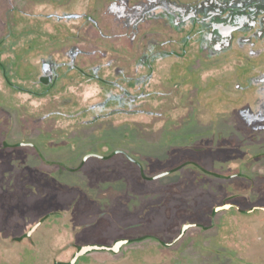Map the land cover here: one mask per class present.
<instances>
[{
  "label": "rangeland",
  "instance_id": "374dc122",
  "mask_svg": "<svg viewBox=\"0 0 264 264\" xmlns=\"http://www.w3.org/2000/svg\"><path fill=\"white\" fill-rule=\"evenodd\" d=\"M243 5L0 0V264L68 260L93 242L103 225L99 205L122 188L149 212L196 213L225 202L251 209L219 211L215 224L225 213L230 221L216 239L210 231L182 239L167 250L178 257L162 262L164 248H152L162 253L150 264H227L228 247L243 257L236 264H264V0ZM174 18L187 20L182 30ZM43 73L57 83L38 85ZM149 74L151 85L140 86L137 76ZM102 145L130 157L84 162ZM133 149L149 150V159ZM132 158L150 173L191 163L145 181Z\"/></svg>",
  "mask_w": 264,
  "mask_h": 264
},
{
  "label": "flooded vegetation",
  "instance_id": "af4514ba",
  "mask_svg": "<svg viewBox=\"0 0 264 264\" xmlns=\"http://www.w3.org/2000/svg\"><path fill=\"white\" fill-rule=\"evenodd\" d=\"M244 5L243 8L248 7L249 10L256 9L257 5L256 2L257 0H243ZM161 7L160 5H157V8ZM165 7L162 6V9ZM160 23L162 18L156 17ZM173 18V17H172ZM187 21L184 18H174L172 24H176L177 26L180 25V27L177 30H182L184 28L183 24L184 22ZM222 25H220L221 28ZM182 28V29H181ZM234 28V27H233ZM193 29L192 24L190 25L188 31L189 32ZM227 29V28H226ZM187 30V29H186ZM229 32V31H228ZM200 35V34H199ZM222 62V61H219ZM216 63V62H215ZM161 69L164 68V66H160ZM45 70V68H44ZM42 69V71H44ZM150 71L153 72L152 69ZM55 73V72H54ZM53 73V74H54ZM52 75L44 74L43 76L38 78V85H45L48 86L49 88L53 86L55 83H57V79ZM150 74L146 77L142 76H137L139 78L136 79L135 77L133 79L140 81V86L147 88L151 84L148 85V78ZM132 79V78H131ZM161 79V78H159ZM134 81V80H133ZM53 83V84H52ZM129 87V84H128ZM164 88V87H163ZM131 96V95H130ZM132 99L138 98L131 96ZM123 99V98H122ZM130 99V98H129ZM143 99V98H141ZM128 103L129 100H126ZM132 102L130 101V104ZM103 147H100V152H88L86 153L85 160L88 159L89 157H95L101 160H111L115 154L117 153H123L125 155L129 156V150L128 152L125 150H120L118 148H114L111 150L110 147L107 145H102ZM134 153H138L139 155H144L149 159V157L146 155V153L149 151L147 149L144 150H135L133 149ZM108 151V154H105L104 152ZM146 151V152H145ZM244 153H246L245 150H243ZM258 155V154H257ZM130 157V156H129ZM81 160V161H83ZM133 166L136 165L138 168V173L141 175L143 180L145 181H153L157 178L165 177L173 172H175L177 169L183 167H187L186 165L190 164L191 162L183 163L175 167L167 168L162 171H159L157 173H150L148 170H145L142 162L137 159H131ZM149 160H145V162H148ZM125 164V163H124ZM186 164V165H185ZM122 164H117L114 165L117 168L121 167ZM197 167L196 169L202 172H205L204 168L201 165H194ZM78 168V167H77ZM78 170V169H77ZM76 170V171H77ZM204 170V171H203ZM208 175L211 173L209 171ZM213 174V173H212ZM237 176H241L237 174ZM132 178H136V175L131 176ZM132 183V182H128ZM123 189V188H122ZM119 189L120 191L113 192L111 199H114L113 201L109 202V205L101 207L99 205V208L101 209V213L99 216V220L103 222V225L100 226V228H97L91 235V240L85 244L77 245L75 253L69 257L68 260L63 261V260H55L53 264H76V262L79 260V258H83L84 264H118L122 262V260H128L132 259L134 261L137 260L138 263L140 264H150L152 260L157 259L156 253H162V252H155L152 250L150 253L149 250L151 251L152 248L158 249L160 251V248H164L165 253L163 255H160L159 261L157 262H162L166 258L169 260V258H173L172 253L167 252V250H172L173 248H176V244L178 241L185 239V242L187 239L191 237H196V236H202L205 237V234L203 231H210L213 239H216L218 236V225L222 224L225 221V218L227 217V221H230L229 219V214L230 213H225L220 216L218 219V223L215 221V217L219 211H232L234 209H237L236 206L233 205V203L227 204L226 202L219 207H216L215 209H208L199 212H191V209H187L185 212H178L180 211L179 209H174V212L167 213L163 212V210H160L158 207L151 212L146 210L145 208H140L145 201V199H137L138 201H135L134 197L131 198V194H129V190L131 193H134L132 189L126 188L125 190ZM155 193L157 194H164L165 192V187L160 186L159 189H154ZM144 192V191H143ZM147 194V192H145ZM136 194V193H135ZM122 198L125 200V205L115 203L114 201L116 198ZM108 208H111L115 210V216L118 217V224L110 225V223L107 221V219L104 217L107 213V211H110ZM241 213H249L251 209L249 210H242V209H237ZM103 211V212H102ZM201 216V217H200ZM117 219V218H116ZM212 225V226H211ZM38 225H35L33 229H37ZM215 228H217V233L214 235L213 232L215 231ZM220 230V229H219ZM203 232V233H202ZM208 234V235H209ZM207 235V237H209ZM223 237V236H222ZM95 247V248H92ZM83 248H91L87 249L86 252L83 254L79 255L76 257V254ZM231 248V247H230ZM228 247V254H222L221 257L227 258L226 261L227 264H236V261L243 260V257L241 253H238L237 251H233ZM179 249V248H178ZM141 251L144 252H149L150 254L148 256L140 254ZM155 252V253H154ZM92 253H101L105 254V256H96L93 255L92 257H89L88 255ZM181 253V252H180ZM219 253V252H218ZM108 255V256H107ZM172 255V256H170ZM219 256V255H218ZM148 257V258H147ZM159 257V256H158ZM178 256H175L172 260H175ZM163 259V260H162ZM174 262V261H173Z\"/></svg>",
  "mask_w": 264,
  "mask_h": 264
},
{
  "label": "water",
  "instance_id": "95a60500",
  "mask_svg": "<svg viewBox=\"0 0 264 264\" xmlns=\"http://www.w3.org/2000/svg\"><path fill=\"white\" fill-rule=\"evenodd\" d=\"M92 248H95V247H92ZM87 249L89 250V249H91V248H83V249H81V250L76 254V257L79 256V255H81V254H83L84 252H86Z\"/></svg>",
  "mask_w": 264,
  "mask_h": 264
}]
</instances>
